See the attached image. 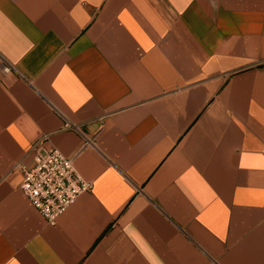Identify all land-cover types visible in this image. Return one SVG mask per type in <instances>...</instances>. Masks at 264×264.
Returning a JSON list of instances; mask_svg holds the SVG:
<instances>
[{
    "label": "crops",
    "instance_id": "0c3cea01",
    "mask_svg": "<svg viewBox=\"0 0 264 264\" xmlns=\"http://www.w3.org/2000/svg\"><path fill=\"white\" fill-rule=\"evenodd\" d=\"M0 264H264V0H0Z\"/></svg>",
    "mask_w": 264,
    "mask_h": 264
},
{
    "label": "built area",
    "instance_id": "2783aa9c",
    "mask_svg": "<svg viewBox=\"0 0 264 264\" xmlns=\"http://www.w3.org/2000/svg\"><path fill=\"white\" fill-rule=\"evenodd\" d=\"M1 68L3 74L13 71L4 62ZM46 140L47 137L42 138L36 146ZM17 168L22 175L21 192L49 225H54L78 196L92 188L76 172L74 160L53 147L44 148L42 153L33 150L32 165L27 168L18 164Z\"/></svg>",
    "mask_w": 264,
    "mask_h": 264
}]
</instances>
